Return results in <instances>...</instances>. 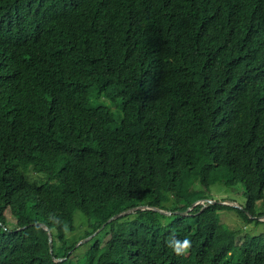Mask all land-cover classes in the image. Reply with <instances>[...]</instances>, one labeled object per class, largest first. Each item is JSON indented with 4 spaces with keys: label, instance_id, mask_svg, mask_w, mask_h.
<instances>
[{
    "label": "trees",
    "instance_id": "1",
    "mask_svg": "<svg viewBox=\"0 0 264 264\" xmlns=\"http://www.w3.org/2000/svg\"><path fill=\"white\" fill-rule=\"evenodd\" d=\"M239 182L264 222V0H0V264H264Z\"/></svg>",
    "mask_w": 264,
    "mask_h": 264
},
{
    "label": "rangeland",
    "instance_id": "2",
    "mask_svg": "<svg viewBox=\"0 0 264 264\" xmlns=\"http://www.w3.org/2000/svg\"><path fill=\"white\" fill-rule=\"evenodd\" d=\"M120 101L121 99H119V101L115 103L119 108L116 109L115 106L112 105L115 124H118L121 121L123 115ZM95 103L110 105L105 97H99L95 100ZM27 178L35 184H40L45 180V173L35 172L33 169H30L27 171ZM207 196L213 198L214 201H217L219 203H224L223 201L227 200L238 204V206L230 204L233 207L225 208L219 211V218L221 222L226 226L234 228L236 231L241 232V234L243 233L245 239H251L254 237L261 240L262 238H264V222H257L256 220H253L245 223L240 217V211L236 209V207L243 208L247 200L245 187L241 182L236 183L233 186H226L221 183H215L211 187V191L207 193ZM204 202L206 201L203 199L199 200V203L203 204ZM258 207L260 211H264L263 207H261L259 203ZM82 218L85 219L81 211L76 213V225L81 222ZM260 219L263 220L264 215ZM81 233V231L77 230V232L72 234L70 238L77 237Z\"/></svg>",
    "mask_w": 264,
    "mask_h": 264
},
{
    "label": "water",
    "instance_id": "3",
    "mask_svg": "<svg viewBox=\"0 0 264 264\" xmlns=\"http://www.w3.org/2000/svg\"><path fill=\"white\" fill-rule=\"evenodd\" d=\"M205 200H206L207 202H213V203L216 202V201H214V199H210V198H206ZM223 202H224L225 204H233V205H235V206H238L237 203L232 202V201H223ZM198 203H199V201H198V202H195V203L193 204V206L197 205ZM145 207H147V206H146V205H143V206H140V207L129 208L128 210L122 211V212H120V213L114 215V216L111 217L108 221H111V220H113V219H115V218H118V217H120V216L127 215V214L131 213V212H132L134 209H136V208H145ZM151 208H152L153 210L159 211V212H161V213H167V214H171V213H172V212H170V211H166V210L161 209V208L156 207V206L151 207ZM190 209H192V208H190ZM187 213H188V211H185V212H184V214H187ZM41 225H42L45 229H49V227H48L46 224L41 223ZM95 233H96V232H95ZM48 234H49V236H50V246L52 247V233L49 231ZM90 237H91V236H88V237L84 238V239L81 240L78 244L87 241ZM58 259L61 260L62 258H58Z\"/></svg>",
    "mask_w": 264,
    "mask_h": 264
},
{
    "label": "clouds",
    "instance_id": "4",
    "mask_svg": "<svg viewBox=\"0 0 264 264\" xmlns=\"http://www.w3.org/2000/svg\"><path fill=\"white\" fill-rule=\"evenodd\" d=\"M168 247H170L176 255H186L191 248V241L189 239L179 240L175 236L168 240Z\"/></svg>",
    "mask_w": 264,
    "mask_h": 264
},
{
    "label": "bare ground",
    "instance_id": "5",
    "mask_svg": "<svg viewBox=\"0 0 264 264\" xmlns=\"http://www.w3.org/2000/svg\"><path fill=\"white\" fill-rule=\"evenodd\" d=\"M48 230V233H49V231L51 232V230L50 229H47ZM52 233V232H51Z\"/></svg>",
    "mask_w": 264,
    "mask_h": 264
}]
</instances>
